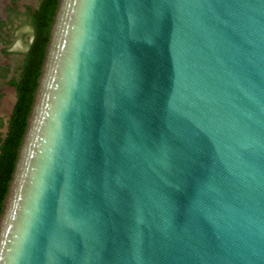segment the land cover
<instances>
[{"label": "water", "instance_id": "95a60500", "mask_svg": "<svg viewBox=\"0 0 264 264\" xmlns=\"http://www.w3.org/2000/svg\"><path fill=\"white\" fill-rule=\"evenodd\" d=\"M0 264H264V0H58Z\"/></svg>", "mask_w": 264, "mask_h": 264}, {"label": "trees", "instance_id": "16d2710c", "mask_svg": "<svg viewBox=\"0 0 264 264\" xmlns=\"http://www.w3.org/2000/svg\"><path fill=\"white\" fill-rule=\"evenodd\" d=\"M12 5H6L9 15L17 14L14 8L19 0H10ZM58 0H38L36 6L25 5V16L34 30L35 42L28 45L21 63L13 70L10 77L9 65H0V78L15 89L16 98L5 124L6 130L0 132V212L8 189V183L14 169L17 151L27 124V117L31 109L33 95L37 86L45 47L49 37L50 25ZM7 28L4 20L0 19V37ZM4 41V40H3ZM3 51H5L3 49ZM2 93H0V100ZM4 122L0 119V129Z\"/></svg>", "mask_w": 264, "mask_h": 264}, {"label": "rangeland", "instance_id": "374dc122", "mask_svg": "<svg viewBox=\"0 0 264 264\" xmlns=\"http://www.w3.org/2000/svg\"><path fill=\"white\" fill-rule=\"evenodd\" d=\"M38 0H19L14 6L17 10V14L9 15L6 10V5H12L10 0H0V19L4 20L8 29L3 27L5 31L4 35L0 37V65L6 66L9 65V74L10 77L13 73V70L17 68V66L21 63L23 54L25 51H16L10 52L9 48L12 46L13 42L18 38L16 33L19 29L24 26H30L27 17L25 16V5L36 6ZM25 45H27V35H22ZM4 40V41H3ZM3 49L5 51H3ZM0 93H2V97L0 100V119L4 122V126L0 129V132L4 133L6 130V120L9 114L12 111L16 93L14 87L8 85L6 83V79L0 78Z\"/></svg>", "mask_w": 264, "mask_h": 264}, {"label": "clouds", "instance_id": "9594fccd", "mask_svg": "<svg viewBox=\"0 0 264 264\" xmlns=\"http://www.w3.org/2000/svg\"><path fill=\"white\" fill-rule=\"evenodd\" d=\"M22 35H27V45H31L35 42V34L34 30L31 28V26H24L23 28L19 29L16 33V36L18 37L12 44V46L9 48L10 52H16V51H27V46L24 43V40L22 38Z\"/></svg>", "mask_w": 264, "mask_h": 264}]
</instances>
